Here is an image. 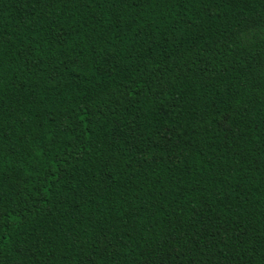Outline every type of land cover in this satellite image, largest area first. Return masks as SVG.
Wrapping results in <instances>:
<instances>
[{
	"label": "trees",
	"instance_id": "16d2710c",
	"mask_svg": "<svg viewBox=\"0 0 264 264\" xmlns=\"http://www.w3.org/2000/svg\"><path fill=\"white\" fill-rule=\"evenodd\" d=\"M0 264H264V0H0Z\"/></svg>",
	"mask_w": 264,
	"mask_h": 264
}]
</instances>
